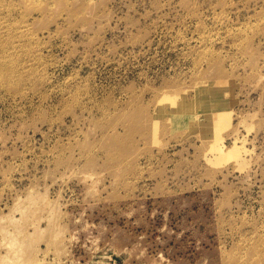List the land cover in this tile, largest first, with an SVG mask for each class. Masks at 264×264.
<instances>
[{"label": "rangeland", "instance_id": "obj_1", "mask_svg": "<svg viewBox=\"0 0 264 264\" xmlns=\"http://www.w3.org/2000/svg\"><path fill=\"white\" fill-rule=\"evenodd\" d=\"M0 264H264V0H0Z\"/></svg>", "mask_w": 264, "mask_h": 264}, {"label": "bare ground", "instance_id": "obj_2", "mask_svg": "<svg viewBox=\"0 0 264 264\" xmlns=\"http://www.w3.org/2000/svg\"><path fill=\"white\" fill-rule=\"evenodd\" d=\"M13 240H15V238H13ZM15 241H17V240H15ZM19 241H21V240H19ZM17 242H18V241H17ZM17 242H16V243H17ZM19 243H20V242H19ZM11 259H12V258H11Z\"/></svg>", "mask_w": 264, "mask_h": 264}]
</instances>
